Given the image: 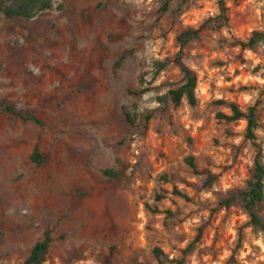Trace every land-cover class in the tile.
Wrapping results in <instances>:
<instances>
[{"label":"rangeland","instance_id":"rangeland-1","mask_svg":"<svg viewBox=\"0 0 264 264\" xmlns=\"http://www.w3.org/2000/svg\"><path fill=\"white\" fill-rule=\"evenodd\" d=\"M53 1L0 15V101L41 121L0 110V264L46 231L43 264H264V202L255 228L240 197L247 122L217 118L231 114L217 101L256 106L264 165V38L238 45L264 32V0ZM186 30L197 104L174 107Z\"/></svg>","mask_w":264,"mask_h":264},{"label":"trees","instance_id":"trees-1","mask_svg":"<svg viewBox=\"0 0 264 264\" xmlns=\"http://www.w3.org/2000/svg\"><path fill=\"white\" fill-rule=\"evenodd\" d=\"M53 7V0H0V15L8 20H32L39 13L52 10ZM199 32L200 30H186L178 37L181 51L177 55L175 63L180 68L185 82L179 88L170 90L168 93L170 101L174 107H179L182 104L184 97L187 99V102L190 106L194 107L197 104V99L195 96L197 76L196 73L191 68L186 66L182 61V48H184L189 41L197 38ZM262 38H264V32H254L247 42H239L238 45L242 50L253 49ZM121 60L122 57L117 62V66L120 65ZM217 104L227 105L231 111L230 115L218 113L217 118L219 120L229 123L237 122L239 120H245L247 122L246 139L254 147L255 156L253 160L251 179L248 181L246 189L240 193V197L244 203L245 209L248 212L251 225L255 228H262L263 224L259 215L257 214V208L264 202V165L262 162V148L259 142V137L256 134V130L258 129L256 106L250 107L246 111H243L235 103L217 101ZM0 110L5 114L13 115L23 121L41 125V121L32 112L21 114L16 111L14 107L8 105L4 101H0ZM31 161L36 165L41 166L45 163L46 159L36 148L31 155ZM188 163L191 169L196 172L193 159H189ZM226 204L227 203H225V205ZM2 235L3 234L0 231V236ZM199 238L200 234L198 235L196 241H198ZM52 241L53 239L51 237V232L46 231L43 239L32 247L29 256L22 264H43L46 261ZM191 248L192 245L189 246L187 250H190ZM154 253L156 256H159L161 251L159 249H155ZM177 264H182V261H179Z\"/></svg>","mask_w":264,"mask_h":264}]
</instances>
